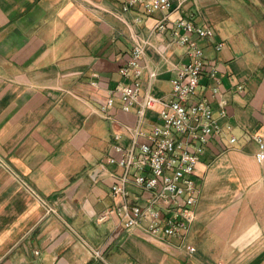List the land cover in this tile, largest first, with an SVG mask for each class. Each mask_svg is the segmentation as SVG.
Here are the masks:
<instances>
[{
  "label": "crops",
  "instance_id": "0c3cea01",
  "mask_svg": "<svg viewBox=\"0 0 264 264\" xmlns=\"http://www.w3.org/2000/svg\"><path fill=\"white\" fill-rule=\"evenodd\" d=\"M126 1L0 0V264H264V164L251 140L264 137V0H170L176 9L163 30L155 25L166 13L123 12ZM178 18L213 31L198 40L205 66L193 100L209 98L218 118L210 97L218 85L226 116L195 168L189 230L156 238L125 230L116 214L99 219L122 202L111 186L123 169L106 160L123 156L114 145L126 148L138 122L118 96L108 117L100 106L128 83L118 70L139 42L142 90L154 71L152 95L170 96L188 61L172 41ZM157 122L148 110L141 128ZM126 188L132 204L152 197L132 179Z\"/></svg>",
  "mask_w": 264,
  "mask_h": 264
},
{
  "label": "built area",
  "instance_id": "2783aa9c",
  "mask_svg": "<svg viewBox=\"0 0 264 264\" xmlns=\"http://www.w3.org/2000/svg\"><path fill=\"white\" fill-rule=\"evenodd\" d=\"M135 6L148 13L160 10L166 13L155 25L156 30L165 28L170 12L176 9L170 0H127L122 5V11ZM172 25V41L185 49L188 61L181 65L177 77L171 81L170 96L152 95L151 85L156 78L154 71H149L148 84L142 90L141 59L146 43L139 42L134 44L128 62L118 70L128 83H119L100 106V113L108 117L107 112L115 106L118 96L121 110L129 113L135 108L138 122L135 128L128 130L130 143L126 148L114 145V149L123 156L119 160H106V163L123 169L111 186L112 195L122 202L106 209L99 219L105 220L116 214L125 230L140 229L156 238L180 237L194 221L198 200V189L193 178L195 168L209 138L223 133L218 118L226 116L227 104L218 85L210 87L211 99L217 100L218 118L209 98L193 100L198 96L199 81L205 66L204 51L198 40L213 39V31L182 18L174 20ZM223 46V42L214 43L217 51ZM209 78L218 81L216 67L210 69ZM155 109L158 111V122L146 133L141 128L145 113ZM139 138L145 141L141 143ZM114 139L118 141L120 136L116 134ZM251 140L257 146L254 154L256 162L264 164V137L254 134ZM230 141L235 142L236 138L231 137ZM130 179L138 187L152 193L144 205L129 202L126 184ZM185 249L194 253L196 248L186 245Z\"/></svg>",
  "mask_w": 264,
  "mask_h": 264
}]
</instances>
